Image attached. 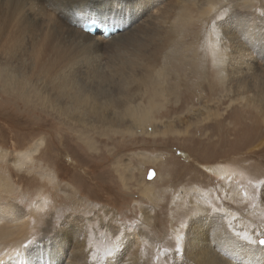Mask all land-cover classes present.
I'll use <instances>...</instances> for the list:
<instances>
[{
  "label": "bare ground",
  "instance_id": "6f19581e",
  "mask_svg": "<svg viewBox=\"0 0 264 264\" xmlns=\"http://www.w3.org/2000/svg\"><path fill=\"white\" fill-rule=\"evenodd\" d=\"M190 1L193 2L0 1V99L5 101L4 107L22 104L25 109L41 110L35 101L37 99L60 121H75L81 128L96 123L125 129L128 133L158 134L162 126L158 121L138 115L136 109L123 107V93L104 100L91 93L77 77L88 72L87 75L100 80L102 75H96L85 67V59L90 56V50L107 47L109 57L98 59V63L103 65L99 69L113 71L123 78L124 88L134 85V90H137L153 84L161 72L170 71L172 44L182 35L180 26L176 28L172 24L179 15H182L183 22L187 16L184 7ZM202 4L204 0H195L196 7ZM263 7L264 2L251 10L249 8V11L229 12L221 23L218 22L219 34L210 32L209 22V36L206 34L215 49L211 53H217V57L222 54L228 57L224 69L228 81L234 85V97L243 100L245 105L257 107L264 123V15L259 11ZM93 16L117 27L118 32L106 39L98 33L89 35L84 32L81 27L83 21ZM56 23L67 34L59 37ZM217 67L223 74L220 66ZM219 101L217 98V103ZM41 144L34 142L30 148L13 157H7L3 155L7 154L6 151H0V163L7 160L8 164L22 170L31 162L30 155L36 153ZM251 162L252 165L243 164L238 158L237 165L240 174L247 170L254 175L256 182L250 191L257 192L264 201V179L261 181L264 162ZM218 168L212 166L209 169L216 172ZM220 174L222 178L234 176L222 169ZM43 176L40 174L39 177ZM121 179L125 178L121 176ZM12 182L9 174L0 171V264H149L145 256L149 251L142 244L152 243L155 240L153 236L139 231L134 239L123 226L118 227L109 219L103 223L102 217L94 219L95 211L89 203L69 186L60 189L64 201L55 209H49L52 200L44 196L26 206L16 200L17 189ZM226 183L225 186H229ZM233 187L230 186V193L223 192L224 198L236 193L240 202L250 201L242 188ZM201 191L192 188L190 192L194 195L186 205L182 202L180 205V201L173 203L175 217H172V230L176 245L174 250L161 251L163 259L171 257V264H264V245L258 242L264 236L263 228L245 221L252 211H243L240 217H232L231 212V218L229 215L226 218L215 205L211 208L209 200L204 199L209 191ZM103 214L110 216L108 210H103ZM33 229L39 230L35 236H32Z\"/></svg>",
  "mask_w": 264,
  "mask_h": 264
},
{
  "label": "rangeland",
  "instance_id": "374dc122",
  "mask_svg": "<svg viewBox=\"0 0 264 264\" xmlns=\"http://www.w3.org/2000/svg\"><path fill=\"white\" fill-rule=\"evenodd\" d=\"M192 1L194 3L190 1L184 7L187 13L184 23L179 15L172 24L176 28L180 26L182 35L172 44L170 71L161 72L150 86L147 84L137 90L134 85L124 88L123 78L113 71L99 69L103 65L98 59L109 57L107 47L90 50V56L85 59V67L102 75L100 80L87 75L88 72L77 77L91 93L104 100L123 93V107L136 109L138 115L158 121L162 125L158 134L128 133L125 129L96 123L81 128L75 121H60L37 99L41 110L25 109L22 104L4 107L5 101L0 99V151L7 153L3 155L13 157L34 142H42L22 170L14 168L7 160L0 163V171L10 175L17 189L16 200L29 206L44 196L52 200L49 209H55L64 201L60 189L69 186L89 203L96 214H93L94 219L102 217L103 223L109 219L118 227L123 226L134 239L139 231L153 236L152 243L142 241L149 251L145 255L149 264L172 263L171 257L164 260L161 252L174 250L176 245L172 207L177 201L186 205L194 195L190 192L194 187L209 191L204 199L226 218H231V212L232 217H240L243 211L251 210L246 223L253 222L257 228L261 225L264 232V201L257 192L250 191L256 182L254 175L247 170L240 174L237 165L238 158L248 165H252L253 160L264 162V123L257 107L245 105L243 100L234 97V85L228 81L224 69L228 57L211 53L215 49L207 32L208 22L210 32L219 34L217 25L224 15L249 11L264 0H204L200 7ZM259 11L264 15V7ZM55 30L59 37L67 34L59 23L55 24ZM13 98L10 99L17 102ZM217 98H220L219 103ZM137 104L139 107L135 108ZM176 149L185 155L177 154ZM135 152L148 155L146 161L140 162L142 156ZM212 166L219 167L218 172L209 169ZM149 169H153L154 175L147 179ZM220 169L226 174L236 173L230 179L222 178ZM40 174L44 176L41 178ZM246 179L251 181L245 182ZM263 179L264 176L261 181ZM233 185L242 188L250 201L240 202L236 193V197L231 194L230 198H224V193H230ZM64 210L66 212V208ZM103 210H108L110 216H105ZM236 213L240 214L236 216ZM38 232L33 229L32 236ZM162 239L167 240L164 243ZM261 240L264 236L258 242Z\"/></svg>",
  "mask_w": 264,
  "mask_h": 264
},
{
  "label": "water",
  "instance_id": "95a60500",
  "mask_svg": "<svg viewBox=\"0 0 264 264\" xmlns=\"http://www.w3.org/2000/svg\"><path fill=\"white\" fill-rule=\"evenodd\" d=\"M176 153H177V154H180V155H185V153H184L183 151L178 150V149H176ZM147 173H148V174H147V178H148V179H150V178L153 177V175H154L153 169H149Z\"/></svg>",
  "mask_w": 264,
  "mask_h": 264
},
{
  "label": "crops",
  "instance_id": "0c3cea01",
  "mask_svg": "<svg viewBox=\"0 0 264 264\" xmlns=\"http://www.w3.org/2000/svg\"><path fill=\"white\" fill-rule=\"evenodd\" d=\"M135 155H141L142 156V158L140 159L141 161L140 162H144V161H146V156H148V155H146L145 153H142V152H140V153H138V152H135ZM149 155H151L150 153H149ZM153 156V155H152ZM151 157V156H150Z\"/></svg>",
  "mask_w": 264,
  "mask_h": 264
},
{
  "label": "snow or ice",
  "instance_id": "6c2138e0",
  "mask_svg": "<svg viewBox=\"0 0 264 264\" xmlns=\"http://www.w3.org/2000/svg\"><path fill=\"white\" fill-rule=\"evenodd\" d=\"M259 243H260L261 245H264V240H261Z\"/></svg>",
  "mask_w": 264,
  "mask_h": 264
},
{
  "label": "flooded vegetation",
  "instance_id": "af4514ba",
  "mask_svg": "<svg viewBox=\"0 0 264 264\" xmlns=\"http://www.w3.org/2000/svg\"><path fill=\"white\" fill-rule=\"evenodd\" d=\"M185 153V152H184Z\"/></svg>",
  "mask_w": 264,
  "mask_h": 264
}]
</instances>
